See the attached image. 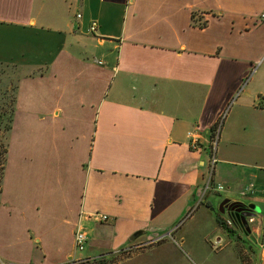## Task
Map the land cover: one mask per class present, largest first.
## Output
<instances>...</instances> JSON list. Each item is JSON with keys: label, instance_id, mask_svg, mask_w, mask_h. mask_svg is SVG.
Segmentation results:
<instances>
[{"label": "crops", "instance_id": "0c3cea01", "mask_svg": "<svg viewBox=\"0 0 264 264\" xmlns=\"http://www.w3.org/2000/svg\"><path fill=\"white\" fill-rule=\"evenodd\" d=\"M263 12L264 0H0L15 109L0 262L77 264L166 237L128 261L160 264L195 206L234 236L215 203L229 219L224 202L264 205ZM225 112L212 180L226 191L205 192Z\"/></svg>", "mask_w": 264, "mask_h": 264}, {"label": "rangeland", "instance_id": "374dc122", "mask_svg": "<svg viewBox=\"0 0 264 264\" xmlns=\"http://www.w3.org/2000/svg\"><path fill=\"white\" fill-rule=\"evenodd\" d=\"M10 85V88L7 85L3 88L0 87V108H5L13 99L14 86ZM5 132V127L0 128V188L4 158L2 152L7 136ZM222 186L225 187L226 191V186ZM241 203L254 204L261 210L256 218L249 221L250 232L255 242L245 240V238L237 239V229L230 220L231 218L229 219L227 215L220 213L221 202L218 201V204L215 203L216 211L225 219V224L234 229L236 232L234 236L220 230V226L211 214L213 212L207 210L206 206L200 208L195 206L192 212L181 222L184 223V226L174 236V240L166 239L167 241L163 244L165 246L163 250L168 252L167 256L157 255L155 260L160 264H259L262 256L261 245L264 243V205L246 200L241 201ZM168 242L172 245H169ZM155 245L154 243L129 253L118 252L113 255L98 257L90 264L101 260H106V264H128L129 259L148 252ZM0 264H9V262L2 260Z\"/></svg>", "mask_w": 264, "mask_h": 264}, {"label": "built area", "instance_id": "2783aa9c", "mask_svg": "<svg viewBox=\"0 0 264 264\" xmlns=\"http://www.w3.org/2000/svg\"><path fill=\"white\" fill-rule=\"evenodd\" d=\"M77 18H81V15L80 14L77 15ZM259 20L264 22V12L259 15ZM97 28H98L97 22L93 21L91 23L89 31L91 33H95L97 31ZM99 64H102V62H99ZM226 115H227V112H225L223 114V116H221V118L219 119L217 124H215V126L213 127V130H212V144L210 147V163H209V174H208L209 180L207 182L205 192H208L210 190H214L218 193L225 191L224 186H222V185L215 186L212 179H213V175L215 173L216 165L218 163L217 147H218V141H219L223 121H224ZM188 135L190 138L191 148L193 150H197L199 147V139H198L197 135L194 132H189ZM243 194H246V193L244 192ZM94 217L101 220V221H106L108 219L106 215L95 214ZM170 235H171V233L169 234V236ZM164 238H166V237H161L155 241H152V242H149L146 244H141V245H136V246H128V247L124 248L123 250H121L120 253L132 252L133 250L140 249L142 247H145V246H148V245H151L154 243H158L161 240H163ZM74 241H75L76 251H78V252L84 251V249L86 247V242H87V235L81 228H78L76 230ZM261 246H262V256H261L259 264H264V243H262ZM94 260L95 259L82 260V261L78 262L77 264H90V263H93Z\"/></svg>", "mask_w": 264, "mask_h": 264}, {"label": "flooded vegetation", "instance_id": "af4514ba", "mask_svg": "<svg viewBox=\"0 0 264 264\" xmlns=\"http://www.w3.org/2000/svg\"><path fill=\"white\" fill-rule=\"evenodd\" d=\"M225 207V212L229 214L234 226L237 229L238 237L237 239L245 238V240L255 242L253 239L249 221L257 217V213L255 211L246 210V206L244 207H235L232 204H228ZM253 212V213H251ZM255 214V215H248Z\"/></svg>", "mask_w": 264, "mask_h": 264}, {"label": "trees", "instance_id": "16d2710c", "mask_svg": "<svg viewBox=\"0 0 264 264\" xmlns=\"http://www.w3.org/2000/svg\"><path fill=\"white\" fill-rule=\"evenodd\" d=\"M14 97L13 99L6 105V107L4 108H0V128L5 127L6 129V142H5V147H3V152L2 154H4V158H3V163H2V171H1V182H2V177L4 174V170H5V166H6V160H7V152H8V135L11 131L12 128V121H13V116H14ZM1 191V188H0ZM235 207H244L246 206L243 203H233L232 204ZM219 223L221 224V226H225V224L223 223L222 220L219 219ZM225 228V227H224ZM104 257V256H101ZM106 261V260H105ZM104 260L95 262L94 264H106Z\"/></svg>", "mask_w": 264, "mask_h": 264}, {"label": "water", "instance_id": "95a60500", "mask_svg": "<svg viewBox=\"0 0 264 264\" xmlns=\"http://www.w3.org/2000/svg\"><path fill=\"white\" fill-rule=\"evenodd\" d=\"M226 205H228L227 202H224V203L222 204V212H225V207H224V206H226ZM245 208H246V210L255 211L257 214L261 212L260 208L257 207V206H255L254 204L246 205ZM251 213H253V212H251ZM248 215H255V214H248ZM136 237H137V236H134V237L132 238V240H134Z\"/></svg>", "mask_w": 264, "mask_h": 264}]
</instances>
